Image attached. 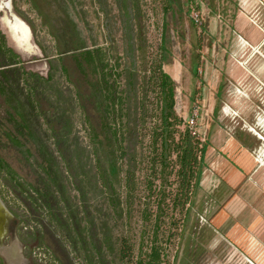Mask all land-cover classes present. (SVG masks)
<instances>
[{"label": "rangeland", "instance_id": "rangeland-1", "mask_svg": "<svg viewBox=\"0 0 264 264\" xmlns=\"http://www.w3.org/2000/svg\"><path fill=\"white\" fill-rule=\"evenodd\" d=\"M5 2L8 7L0 9V30L7 44L20 55L26 70L36 72L45 80L37 84V109L25 105L22 110L35 135L27 141L33 156L25 146L16 148L7 144L2 135L0 155L17 172L15 177L27 183L35 182L39 173L33 159L39 156L34 142L44 144L47 152L57 156L61 202L58 206L54 204L53 213L62 219V225L54 219L50 221L46 211L22 202L2 169L0 197L14 214L9 232L0 240V249L8 250L4 252L7 257L0 250V264H122L116 252L120 237L128 239L137 255L143 238L155 227L161 239L163 228L172 225L171 217H176L179 235L169 240V231L164 232L162 243L167 264H256L253 257L243 252L242 238L227 236L231 223H226L223 206L231 190L217 171L215 158L209 156L214 145L210 138L213 128L230 131L240 141L243 133L250 134L256 140L253 144L260 142V147L264 142V80L251 71L245 82L227 76L224 68L233 55L231 44L227 38L218 41L210 27L213 14H231L227 11V0H172L169 7L167 0ZM4 12L9 20L16 17L26 24L29 32L26 44H18L9 34ZM126 27L131 33L130 39ZM222 36L228 37L224 33ZM160 45L165 56L162 67L175 78V112L186 120L196 108L195 127L207 144L200 182L182 219L176 213L165 215V204L178 184L176 167L171 166L175 155L167 160V166L158 165L159 158L155 156L158 151H152L147 136L150 127L159 123L150 60ZM96 46L103 47L107 67L113 69L110 80H116L114 87L122 99V107L128 106L130 121L140 125L137 135H131L124 142L128 149L124 158L118 157L102 123V99L92 88L97 83L96 76L84 63L79 67L80 57L73 56L78 53L74 48ZM246 47L259 56L261 50L256 46ZM238 58L235 60L242 63L243 58ZM255 63L249 61L251 69ZM131 73L133 87L127 86ZM218 84L220 88L215 93L214 87ZM22 97L25 96L21 94ZM213 100L214 111L210 105ZM37 110L42 112L39 117ZM5 116L0 111L3 124L8 123ZM90 124L98 135V143L93 138L92 142L89 136L92 135ZM27 135L20 138L25 141L30 138ZM52 135H68L63 142L59 141L58 147L62 148L65 158L73 156L76 167L61 164L55 152L56 138ZM257 148L255 145L252 153L264 167V147ZM111 161L116 164L115 172L110 170ZM258 185L264 197V180ZM157 202L165 208H156ZM143 209L156 210V213L143 221L140 218ZM71 219L79 221L78 232L85 239L82 236L77 239L76 232L68 225ZM259 224L262 230L264 223ZM253 236L257 239L255 232ZM263 257L264 254L260 256L262 263Z\"/></svg>", "mask_w": 264, "mask_h": 264}, {"label": "trees", "instance_id": "trees-1", "mask_svg": "<svg viewBox=\"0 0 264 264\" xmlns=\"http://www.w3.org/2000/svg\"><path fill=\"white\" fill-rule=\"evenodd\" d=\"M167 2V7H169L172 0H167ZM125 32L130 39L131 33L128 32L127 27L125 28ZM130 32L132 31L130 30ZM132 34L134 33L132 32ZM130 46L129 44V47ZM162 49L163 46L160 45L159 51L155 53L150 60L151 78L154 80L155 97L159 103V123H154L150 127L147 136L152 151H158L155 153V156L159 158L158 165L162 167L167 166V160L171 159L173 154L175 155V159L171 161V166L172 168L176 167V169H174V174L177 176L178 184L175 193L170 196L169 202L165 204L167 208L165 215L171 212V215L174 216L176 213L180 216L178 219H182V217L185 218L187 215L188 205H190L191 199L199 185L201 167L207 144L206 141L201 139L199 134L175 112V83L172 77L166 73L162 67L165 60ZM76 50H78V53L73 56H75L76 59L80 57L78 61L79 67L84 63L91 69L94 76H96L97 83H94L92 88L93 90L95 89V92L100 93L99 95L102 99L100 105L102 106L101 112L103 113L102 123L108 135L111 136L110 139L113 141L114 149L117 151L118 157L124 158L128 154V149L126 145H124V142L131 135H137V130L140 129V125L130 121V108L128 106L126 109L122 107V99L116 94L117 90L114 87L116 80H110L113 76V69L107 67L108 63L103 47L74 48V51ZM116 75L119 76V73ZM131 75L132 76L129 78L130 81L127 83L129 87H133L135 84L133 74L131 73ZM44 80L45 79L36 72L26 70L23 67L20 55L7 44L6 37L0 30V111L5 113L6 116L4 118L8 120L7 124L0 122V135L6 138L7 144L16 148L25 146L26 150L30 152V146H27V141H30L31 138H35V135H32V128L29 123H27V119L22 110H24L23 106L25 105H27L28 108L37 109V84L39 81L42 82ZM21 94L25 97L21 98ZM140 109L141 108H139V110ZM41 113L42 112L37 110L36 116L39 117ZM116 114L118 117H116ZM124 117L125 119H123ZM90 128L92 135L89 136L91 140L93 138L95 139L94 143H98V135L93 131L94 128L92 125ZM52 130L55 134V128L52 127ZM25 133L28 134L27 136L30 138L23 141L20 136H24ZM57 133H61L60 129ZM67 136L68 135H52V137L56 138L55 152L63 162H60L61 164L66 167H70V165L76 167V165H74L73 156L67 155V158H65L66 155L64 156L61 152L62 148L58 147L59 141L63 142ZM34 144L38 145L39 155L33 158L34 163L39 168V173L35 182L27 183L24 179L20 181L19 177H15L17 172L4 161L1 155L0 171L5 169L6 176L10 177L9 183L11 181L13 190H17L19 195H21L20 200L22 202L26 201L27 204L34 206L36 210L42 212L46 211L47 215H50V221L54 219L58 221L59 225H62V219L53 213L54 204L58 206L61 202L58 195L61 186V178L59 175L60 171L56 169L58 165L57 156H55L53 152H47L46 148H44V144L40 143L39 145L38 142H34ZM64 150L67 152L68 146L64 147ZM30 153L29 155L33 156L32 153ZM109 167L112 172H115L116 164L114 161L110 162ZM67 170L66 172H68ZM21 186H23V188H21ZM1 198L4 201L3 197ZM163 206L159 202L156 203V208H159V210H162L160 207L165 208ZM56 208L60 209V207ZM10 211L14 214L12 209H10ZM155 213L156 210L149 212L143 209L140 213V218L145 221L148 220L150 215L152 216ZM175 218L176 217H171L170 223L172 225L163 228L161 239H158L159 234L157 227L152 229V233L147 234L146 238H143L144 240L139 245L140 248L137 255L134 254L133 245L129 243L128 239L126 237H120L116 250L119 262L122 264H167L166 248L162 241L165 239L164 232L166 230L169 231L167 235L169 240L179 235V228L178 225L175 224ZM71 220V223L68 225L76 232L78 239L79 236H82V232H78L79 221L74 219ZM154 223H156V218ZM151 226L152 225H150V227ZM82 239H85V237Z\"/></svg>", "mask_w": 264, "mask_h": 264}, {"label": "crops", "instance_id": "crops-1", "mask_svg": "<svg viewBox=\"0 0 264 264\" xmlns=\"http://www.w3.org/2000/svg\"><path fill=\"white\" fill-rule=\"evenodd\" d=\"M227 4L229 8L227 11L231 14L222 16L218 13L210 17V27L214 29L217 40L227 38L232 47L233 55L228 58L224 73L232 79L245 82L249 80L252 72L264 80V0H227ZM222 33L228 37H223ZM246 45L251 48L256 46L259 51L261 50L259 56L250 53ZM238 57L243 58L242 63L235 60L240 59ZM249 61H256L255 68L251 69ZM219 88L220 85H216L214 92L217 93ZM210 105L214 111L215 100ZM256 114L260 115L258 112ZM210 138L214 145L211 146L209 156L215 158L217 171L231 190L223 206L226 223H231L230 229L226 232L227 236L238 238L237 240L242 238L243 252L250 258L253 257L256 264H264L260 258L264 254V227L262 230L259 228L261 225L259 223H264V197L258 185L264 180V167L252 153L255 145L257 149H262L264 142L261 147L260 142L253 144L256 141L254 136L247 133L242 134L240 141L230 131L219 128H213ZM206 152L207 149L205 154ZM224 154L226 159L223 157ZM249 179L252 182H248ZM254 232L257 239L253 236ZM252 239L255 242L254 240L252 242Z\"/></svg>", "mask_w": 264, "mask_h": 264}, {"label": "flooded vegetation", "instance_id": "flooded-vegetation-1", "mask_svg": "<svg viewBox=\"0 0 264 264\" xmlns=\"http://www.w3.org/2000/svg\"><path fill=\"white\" fill-rule=\"evenodd\" d=\"M5 1L6 0H0V9L5 8V6L8 7V4ZM4 23L7 27L8 32H11L13 35H11L10 33L9 34L16 40L17 43L20 42L24 37H26L24 28H26L28 31V27L20 19L15 17L9 20V16H7V12H4ZM28 38H29V32H28Z\"/></svg>", "mask_w": 264, "mask_h": 264}, {"label": "water", "instance_id": "water-1", "mask_svg": "<svg viewBox=\"0 0 264 264\" xmlns=\"http://www.w3.org/2000/svg\"><path fill=\"white\" fill-rule=\"evenodd\" d=\"M11 35H13L11 32H9ZM0 204L2 205V207L4 208V210L7 212V215H5L4 214V212H1L2 214H3V220H4V224H6V227H5V231L0 235V240L4 237V235L5 234H7L8 232H9V224H10V222H11V218L13 217V214H12V212L10 211V210H8V208L6 207V205H5V203H4V201L2 200V198L0 197ZM2 207H0V210H1V208ZM3 253L5 252V251H8V250H5V249H0ZM13 250H11V252H12ZM14 252V251H13ZM4 255H5V253H4ZM13 255H14V253H13ZM6 256V255H5ZM7 257V256H6ZM13 257V256H12ZM10 260H12L11 258H9Z\"/></svg>", "mask_w": 264, "mask_h": 264}, {"label": "bare ground", "instance_id": "bare-ground-1", "mask_svg": "<svg viewBox=\"0 0 264 264\" xmlns=\"http://www.w3.org/2000/svg\"><path fill=\"white\" fill-rule=\"evenodd\" d=\"M25 29V35L26 37H24L19 43H23V44H26V42H28V33H27V30L26 28ZM0 207H2V205L0 204ZM1 212H4L5 215H7V212L4 210V208L2 207L1 210H0V235L6 230L5 227H6V224H4V220H3V214Z\"/></svg>", "mask_w": 264, "mask_h": 264}, {"label": "built area", "instance_id": "built-area-1", "mask_svg": "<svg viewBox=\"0 0 264 264\" xmlns=\"http://www.w3.org/2000/svg\"><path fill=\"white\" fill-rule=\"evenodd\" d=\"M197 112L198 110L195 108L191 113V115L188 117V119H186V123L198 133V129L195 127L197 124V117H198Z\"/></svg>", "mask_w": 264, "mask_h": 264}]
</instances>
